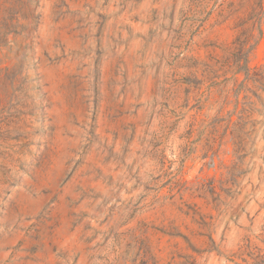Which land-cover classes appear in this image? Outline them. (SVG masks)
Here are the masks:
<instances>
[{"label": "rangeland", "instance_id": "rangeland-1", "mask_svg": "<svg viewBox=\"0 0 264 264\" xmlns=\"http://www.w3.org/2000/svg\"><path fill=\"white\" fill-rule=\"evenodd\" d=\"M259 1L0 0V264H264Z\"/></svg>", "mask_w": 264, "mask_h": 264}, {"label": "trees", "instance_id": "trees-1", "mask_svg": "<svg viewBox=\"0 0 264 264\" xmlns=\"http://www.w3.org/2000/svg\"><path fill=\"white\" fill-rule=\"evenodd\" d=\"M262 3H263V0H260L259 1L260 7H262ZM257 14L254 13L253 15L255 16ZM255 26H256L255 23H253V25L251 27L244 28L239 33V36H238L237 42H236L237 43V47H236V55H237L236 61L237 62H235V65H234V69L236 72L237 71H246L248 69L244 55H245V52L247 50L249 51L251 48H253L254 44L257 42V39H256V40H254V42L250 43V41L252 40V37H253ZM257 31H258V34L260 35L261 34V27L260 26H257ZM247 46H248V48L246 49Z\"/></svg>", "mask_w": 264, "mask_h": 264}]
</instances>
